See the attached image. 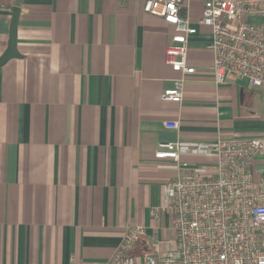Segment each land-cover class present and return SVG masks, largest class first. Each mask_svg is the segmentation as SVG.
<instances>
[{
	"label": "crops",
	"instance_id": "1",
	"mask_svg": "<svg viewBox=\"0 0 264 264\" xmlns=\"http://www.w3.org/2000/svg\"><path fill=\"white\" fill-rule=\"evenodd\" d=\"M144 3L0 0V56L20 8V57L0 68V264H107L137 226L147 235L136 253L156 240L164 250L174 237L165 187L177 169L156 158L159 144L264 134V95L246 80L215 82L211 31L198 24L204 0H190L199 30L184 100L162 98L179 77L166 62L174 29ZM254 175L264 179V153Z\"/></svg>",
	"mask_w": 264,
	"mask_h": 264
},
{
	"label": "built area",
	"instance_id": "2",
	"mask_svg": "<svg viewBox=\"0 0 264 264\" xmlns=\"http://www.w3.org/2000/svg\"><path fill=\"white\" fill-rule=\"evenodd\" d=\"M144 11L174 29L166 62L179 77L162 98L182 103L187 77L196 71L188 61L189 41L199 30L190 16V0H145ZM198 24L211 31L215 82L246 80L264 95V0H204ZM166 126L178 129L180 123ZM263 153L264 134L213 144L161 142L156 158L172 160L177 169L166 184L163 205L174 237L164 250L156 240L154 251L136 253L147 229L134 227L107 264H264V179L254 175ZM187 154L212 160L191 164L182 158Z\"/></svg>",
	"mask_w": 264,
	"mask_h": 264
},
{
	"label": "water",
	"instance_id": "3",
	"mask_svg": "<svg viewBox=\"0 0 264 264\" xmlns=\"http://www.w3.org/2000/svg\"><path fill=\"white\" fill-rule=\"evenodd\" d=\"M12 10H13V17L10 26V39L7 49L0 56V68L4 66L11 59L20 57V53L17 46V31H18V20L20 16V8L13 7Z\"/></svg>",
	"mask_w": 264,
	"mask_h": 264
},
{
	"label": "rangeland",
	"instance_id": "4",
	"mask_svg": "<svg viewBox=\"0 0 264 264\" xmlns=\"http://www.w3.org/2000/svg\"><path fill=\"white\" fill-rule=\"evenodd\" d=\"M193 15H198L199 14V11H197V9H196V5H193L192 6V12H191Z\"/></svg>",
	"mask_w": 264,
	"mask_h": 264
}]
</instances>
